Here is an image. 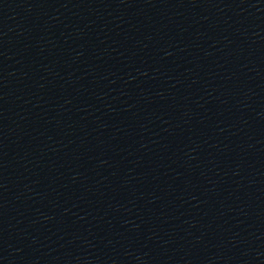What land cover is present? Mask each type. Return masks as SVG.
<instances>
[{
    "label": "water",
    "instance_id": "95a60500",
    "mask_svg": "<svg viewBox=\"0 0 264 264\" xmlns=\"http://www.w3.org/2000/svg\"><path fill=\"white\" fill-rule=\"evenodd\" d=\"M0 264H264V0H0Z\"/></svg>",
    "mask_w": 264,
    "mask_h": 264
}]
</instances>
